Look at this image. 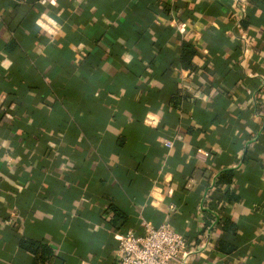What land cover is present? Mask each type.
<instances>
[{
	"label": "crops",
	"instance_id": "obj_1",
	"mask_svg": "<svg viewBox=\"0 0 264 264\" xmlns=\"http://www.w3.org/2000/svg\"><path fill=\"white\" fill-rule=\"evenodd\" d=\"M143 219L264 264V0H0V264H122Z\"/></svg>",
	"mask_w": 264,
	"mask_h": 264
},
{
	"label": "built area",
	"instance_id": "obj_2",
	"mask_svg": "<svg viewBox=\"0 0 264 264\" xmlns=\"http://www.w3.org/2000/svg\"><path fill=\"white\" fill-rule=\"evenodd\" d=\"M46 2V0H42ZM204 155L207 150L199 149ZM171 210L175 205L170 206ZM19 216V214L15 213ZM143 233L132 231L119 235V256L122 264H174L181 262L189 252L185 235L170 221L160 224L152 220H142Z\"/></svg>",
	"mask_w": 264,
	"mask_h": 264
},
{
	"label": "trees",
	"instance_id": "obj_3",
	"mask_svg": "<svg viewBox=\"0 0 264 264\" xmlns=\"http://www.w3.org/2000/svg\"><path fill=\"white\" fill-rule=\"evenodd\" d=\"M195 53H196L195 47L190 42L184 41L181 48V59L183 66L190 67L192 65V59ZM233 177H234L233 169H226L222 171L221 174L219 175L218 182L231 183L233 181L232 180ZM227 195L232 200H239V196L230 190L227 191ZM223 226L227 232H236L237 230L236 223L230 219L224 220ZM20 243L23 248L35 254V256L42 262H46L53 257L54 254L53 249L49 245L39 240L33 239L31 237H23ZM219 247L220 249L225 250L227 252H231L235 248L233 245L226 244L224 240L221 241Z\"/></svg>",
	"mask_w": 264,
	"mask_h": 264
},
{
	"label": "clouds",
	"instance_id": "obj_4",
	"mask_svg": "<svg viewBox=\"0 0 264 264\" xmlns=\"http://www.w3.org/2000/svg\"><path fill=\"white\" fill-rule=\"evenodd\" d=\"M51 3L55 5V4H57V0H51ZM44 20H49L52 24L56 23V21H54L50 17H48L47 14H44L42 19L37 21V23L41 24V26L44 27V28H48V25L44 23ZM181 31H183V28H181ZM196 59H198V58H196ZM3 66L4 67H10L11 66V61L5 59L4 62H3ZM184 75H187V71H185ZM197 95H199V93H197ZM205 98H207V97H205ZM168 178L171 179V176H169ZM154 195L159 197V190L154 192ZM161 199H162V197H161Z\"/></svg>",
	"mask_w": 264,
	"mask_h": 264
}]
</instances>
